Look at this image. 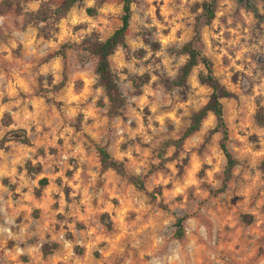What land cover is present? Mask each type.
<instances>
[{"label": "clouds", "instance_id": "clouds-1", "mask_svg": "<svg viewBox=\"0 0 264 264\" xmlns=\"http://www.w3.org/2000/svg\"><path fill=\"white\" fill-rule=\"evenodd\" d=\"M0 264H264V0H0Z\"/></svg>", "mask_w": 264, "mask_h": 264}]
</instances>
